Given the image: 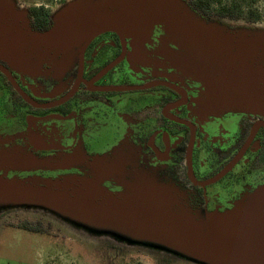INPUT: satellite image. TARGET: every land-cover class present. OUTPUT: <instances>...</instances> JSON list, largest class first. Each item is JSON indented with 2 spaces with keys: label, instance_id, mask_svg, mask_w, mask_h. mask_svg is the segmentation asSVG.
<instances>
[{
  "label": "water",
  "instance_id": "1",
  "mask_svg": "<svg viewBox=\"0 0 264 264\" xmlns=\"http://www.w3.org/2000/svg\"><path fill=\"white\" fill-rule=\"evenodd\" d=\"M27 14L16 1L0 0V56L16 68L59 76L74 65L78 50L81 58L96 35L113 31L131 38V55L140 63L199 82L200 114L264 115V29L217 23L185 0H75L53 13L44 30L34 29ZM156 26L166 35L149 56L144 46ZM116 153L121 164L97 156L82 176L23 178L8 172L71 168L75 159L0 146V212L39 209L89 237L119 242L110 237L134 235L195 264H264V184L233 208L203 215L171 183L145 176L126 193L110 192L104 181L127 177L131 167L129 155Z\"/></svg>",
  "mask_w": 264,
  "mask_h": 264
},
{
  "label": "flooded vegetation",
  "instance_id": "2",
  "mask_svg": "<svg viewBox=\"0 0 264 264\" xmlns=\"http://www.w3.org/2000/svg\"><path fill=\"white\" fill-rule=\"evenodd\" d=\"M27 17L36 30L49 27L38 24L31 9ZM165 35L156 26L144 52L153 55ZM134 51L131 38L103 32L81 58L78 50L74 65L59 76L26 72L0 56V146H17L40 158L75 159L71 168L9 171L8 176H82L97 156L121 164L119 150L129 155L131 167L127 177L104 181L110 192L126 193L131 182L145 176L171 183L203 215L231 209L263 185L264 115L200 114L194 101L199 82L169 67L140 63ZM18 229L47 234L24 225ZM110 239H118L108 245L124 253L160 250L134 235Z\"/></svg>",
  "mask_w": 264,
  "mask_h": 264
},
{
  "label": "rangeland",
  "instance_id": "3",
  "mask_svg": "<svg viewBox=\"0 0 264 264\" xmlns=\"http://www.w3.org/2000/svg\"><path fill=\"white\" fill-rule=\"evenodd\" d=\"M18 7L27 11L42 7L52 15L62 5L75 0H14ZM186 2L189 0H185ZM223 5L238 4L244 15L250 11L260 16L257 21L248 18L230 19L216 15L203 17L217 23L237 28L264 29V0H221ZM199 13V12H198ZM25 209H8L0 221V264H188L179 255L157 251H116L108 240L89 237L70 230L47 212L33 213ZM7 220L9 221L7 223ZM3 225H6L3 227ZM19 225L46 231L47 234L18 229ZM13 226V227H12ZM77 251V252H75ZM194 264V263H191Z\"/></svg>",
  "mask_w": 264,
  "mask_h": 264
},
{
  "label": "trees",
  "instance_id": "4",
  "mask_svg": "<svg viewBox=\"0 0 264 264\" xmlns=\"http://www.w3.org/2000/svg\"><path fill=\"white\" fill-rule=\"evenodd\" d=\"M190 5L198 12L204 15H216L221 18L230 19H249L251 21H257L260 19L258 14L250 11L249 15H244L243 9L238 4L223 5L221 0H189ZM32 14L35 16L38 24L45 27L51 24V14L48 9L42 7H32Z\"/></svg>",
  "mask_w": 264,
  "mask_h": 264
},
{
  "label": "crops",
  "instance_id": "5",
  "mask_svg": "<svg viewBox=\"0 0 264 264\" xmlns=\"http://www.w3.org/2000/svg\"><path fill=\"white\" fill-rule=\"evenodd\" d=\"M75 252H77V251H75Z\"/></svg>",
  "mask_w": 264,
  "mask_h": 264
}]
</instances>
